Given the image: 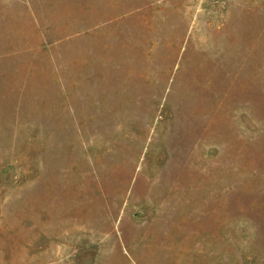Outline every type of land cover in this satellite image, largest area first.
I'll return each mask as SVG.
<instances>
[{
	"label": "rangeland",
	"instance_id": "374dc122",
	"mask_svg": "<svg viewBox=\"0 0 264 264\" xmlns=\"http://www.w3.org/2000/svg\"><path fill=\"white\" fill-rule=\"evenodd\" d=\"M0 264H264V0H0Z\"/></svg>",
	"mask_w": 264,
	"mask_h": 264
}]
</instances>
